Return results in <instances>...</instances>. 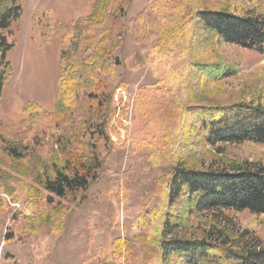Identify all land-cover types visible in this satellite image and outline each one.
Listing matches in <instances>:
<instances>
[{"label":"rangeland","instance_id":"1","mask_svg":"<svg viewBox=\"0 0 264 264\" xmlns=\"http://www.w3.org/2000/svg\"><path fill=\"white\" fill-rule=\"evenodd\" d=\"M94 1L18 0L22 15L8 37L12 69L0 98V264H184L161 253L167 212L178 225L170 237L201 239L216 225L248 229L264 242V216L196 211L183 195L169 205L167 189L177 164L225 169L264 161V144H208L183 110L264 94V56L217 41L199 23L188 32L181 24L182 39H170V30L158 34L132 22L150 2L165 24L198 8L264 15V0H190L193 10L188 0H117L96 30L87 27ZM95 35L103 51L85 52V39ZM157 48L165 55L155 57ZM108 55L119 64L109 75L106 65L100 69L107 87L92 93L88 78L99 75L95 65ZM65 64L80 69L85 82L58 108ZM210 64L233 74L212 79ZM162 91L169 102L158 98ZM173 112L184 117L175 138L165 140ZM53 162L68 173L90 162L95 177L86 189L58 197L37 178Z\"/></svg>","mask_w":264,"mask_h":264},{"label":"trees","instance_id":"2","mask_svg":"<svg viewBox=\"0 0 264 264\" xmlns=\"http://www.w3.org/2000/svg\"><path fill=\"white\" fill-rule=\"evenodd\" d=\"M116 1L95 0L91 6L92 11L88 17L87 27L96 30L101 26L105 22L109 7ZM188 1L190 3V0ZM157 4V2H150L144 9L145 12L136 16L132 22H140L141 26L151 27L155 31L157 30L158 34L165 35L170 30L173 32L170 39H182L181 24L188 32L191 22L199 23L203 31L211 34L217 41L254 50L264 56V15L262 14L239 15L230 11L229 8H198L195 10L190 3L194 11L190 15L185 13V15L187 14L186 19H178L174 15L169 23L164 24L162 15L157 10ZM155 11L158 15L154 13ZM143 14L145 17L141 21ZM21 15L22 8L18 0H0V98L5 81L12 69L7 60V53L14 43L10 42L8 37L11 34L12 24L18 21ZM180 21L182 23H179ZM168 24L172 26L169 29L164 27ZM97 36L95 35V39H85L88 42L85 52L90 51V54H93L94 48L95 52L99 54L103 51L102 38ZM75 42L73 40L68 49L75 47ZM157 49L158 52L154 53L155 57L165 55L160 48ZM67 50L62 51L64 60ZM118 64L116 57L108 55L95 67L100 70L106 65V72L109 75L111 72L109 67H116ZM207 66L206 72L212 76V79L224 78L233 74L227 71V67H219V65L217 68H213V64ZM74 68L67 64L63 68L64 75L60 80L58 108H62L66 100L70 102L73 99L79 86L83 87L85 81L82 79L81 70L76 71ZM100 76L101 70L97 77L88 78L90 92H99L97 89L105 91L107 83H104ZM151 89L159 92L161 87L156 85ZM161 93L158 98L169 102L170 97L166 96L163 91ZM175 98L177 97L175 96ZM183 110L194 121L199 132L203 134L205 142L210 145L245 142L264 144V94L260 93L248 101H239L229 105L186 107ZM183 117L182 112H173L168 117L169 128L166 130V134L162 135L165 140L175 138ZM52 165L50 172L43 169V173L37 178L45 191L58 197H65L67 194L86 189L91 179L95 177V173H91L90 162H82L79 166H74L69 173L66 172V167H58L56 162H53ZM169 176L167 184L169 205L172 199L183 195L189 206H192L196 211L246 210L254 215L264 216V161L236 163L225 169H194L177 164ZM169 218H171L170 213L164 214L162 227L159 231L161 239L159 246L165 257L174 254L184 264H264V242L248 229L228 231L225 226L213 225L215 231L201 239H184L170 237L178 225L170 221Z\"/></svg>","mask_w":264,"mask_h":264}]
</instances>
